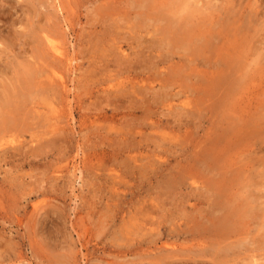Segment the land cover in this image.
I'll use <instances>...</instances> for the list:
<instances>
[{
	"label": "rangeland",
	"instance_id": "rangeland-1",
	"mask_svg": "<svg viewBox=\"0 0 264 264\" xmlns=\"http://www.w3.org/2000/svg\"><path fill=\"white\" fill-rule=\"evenodd\" d=\"M179 1L0 0V264L219 262L193 247L215 240L217 144L241 173L232 237L250 242L227 263L264 264V0ZM171 22L174 37L213 30L214 45L194 57L166 45ZM45 32L71 65L45 63L42 45L24 63Z\"/></svg>",
	"mask_w": 264,
	"mask_h": 264
},
{
	"label": "bare ground",
	"instance_id": "bare-ground-1",
	"mask_svg": "<svg viewBox=\"0 0 264 264\" xmlns=\"http://www.w3.org/2000/svg\"><path fill=\"white\" fill-rule=\"evenodd\" d=\"M233 2V0H223V2ZM240 1V0H239ZM251 0H249L248 1V3L247 4H250L249 2H250ZM180 2V4H182L183 6H187L188 5V2H187V0H180L179 1ZM241 2V1H240ZM243 2H244V0H243ZM243 2H241V3H243ZM57 3H59V2H57ZM235 3V2H234ZM240 3V4H241ZM228 3H226V5H227ZM240 4H237V3H235V4H233V6H231V7H229V11H231L232 9H233V13H235V8L237 7V6H239ZM244 4V3H243ZM242 4V5H243ZM58 5V4H57ZM59 6V5H58ZM142 8L143 7H146V5H144V4H141L140 5ZM241 6V5H240ZM56 7V6H55ZM60 9V8H59ZM63 9V8H62ZM241 9V8H240ZM56 10L58 11V9L56 8ZM60 11H62L61 9H60ZM141 15H142V17L140 16V19L141 20H139V22L141 21L142 22V20H143V16H146L147 18H151V16H147V15H145L144 14V12H142L141 13ZM4 20H6V19H4ZM2 22V21H1ZM174 23V22H173ZM185 23V22H184ZM5 24V23H4ZM12 24V23H11ZM10 24V25H11ZM179 24V23H178ZM170 25H173V26H170ZM175 24H172V22H171V24H168L167 25V27L165 26V28H163V30H165V29H168V30H165L163 33H164V36L162 37V39L164 40L163 42L164 43H166V45H171L173 42H175L176 44V46H177V48H180V49H182V50H184V51H186V52H189V54L187 53V55H193L192 57H194V55H202L203 56V54L202 53H204V52H206L205 51V48H207V47H209V46H211V45H214L213 43H214V41H215V38H217V37H215V33H214V31L212 30H205V29H203V28H201V27H198V29L196 28V25L194 26V28L193 27H190L189 26V24L188 25H185V26H183L184 28H182L181 27V32H179L180 34H179V36L178 37H174L173 35H172V31H173V28L175 27L174 26ZM12 26V25H11ZM15 25L13 24V27H14ZM181 26V25H180ZM161 29V28H160ZM9 30V29H8ZM15 30V29H14ZM42 30V29H41ZM7 31V30H6ZM16 31H18V30H16ZM162 31V30H161ZM8 32V31H7ZM22 32V31H21ZM39 32V31H38ZM5 33V32H4ZM12 33V32H11ZM18 33H20V30H19V32ZM18 33H16V34H18ZM175 33H178V32H175ZM3 34V33H2ZM7 34V33H6ZM6 34H4V35H6ZM21 34H23V33H21ZM38 34V33H37ZM43 34V33H42ZM173 34H174V32H173ZM8 35H10V32H9V34ZM12 35V34H11ZM19 35V34H18ZM17 35V36H18ZM44 35V37L43 38H41V37H39V38H41V41H39L40 39L38 38V37H36L35 38V41L34 42H32V43H35V44H37V45H34L35 47L33 48L32 46H30V47H32V49H31V51H30V53H27V54H29V55H27L28 57V59L24 62V63H26V64H29L30 62L31 63H34V62H32V61H34L33 59H36L37 57H38V55L40 54L39 52H37V51H39V47L42 45V46H45L46 47V49L49 51L50 50V54H49V52H48V56H47V52L45 53V54H42L43 56H44V58H43V56L41 57L42 59H43V61L46 59V62L48 61L47 60V58L48 57H50V56H53V58H56V59H58V61H60V63H62L63 61L64 62H67V63H69V62H72L73 60H72V58L68 55V53H66L65 51H64V49L63 48H61V46L59 45V44H57L54 40H53V38H52V35L51 34H48V33H44L43 34ZM171 35H172V37L174 38V39H172V37H171ZM21 37H22V35H20ZM0 39H2V35H0ZM7 37H9V36H7ZM16 36H13L12 38H15ZM18 38H20L19 36H18ZM3 39H4V37H3ZM16 39H17V37H16ZM16 39H14V40H16ZM21 39V38H20ZM5 40V39H4ZM4 40H0L1 42H0V45H3V46H6V45H8V43L6 44L5 42H4ZM13 40V39H12ZM18 40V39H17ZM33 40H34V38H33ZM7 42V41H6ZM11 42V41H10ZM25 42V41H24ZM30 42V41H29ZM29 42H27V44H30ZM170 42V43H169ZM12 43V42H11ZM31 43V44H32ZM217 43V42H216ZM215 43V44H216ZM13 44V43H12ZM160 44V43H159ZM9 46V45H8ZM41 46V47H42ZM7 47V46H6ZM27 47V46H26ZM40 47V50L41 49H45V48H41ZM1 48H2V46H1ZM5 48V47H4ZM4 48H2V49H4ZM210 48V47H209ZM209 48H207V49H209ZM214 48H215V46H214ZM6 49V48H5ZM28 49V48H27ZM206 49V50H207ZM24 50H25V48H24ZM212 50V49H211ZM5 52H6V50H4ZM46 51V50H45ZM44 51V52H45ZM210 51V50H209ZM209 51H207V53H209V54H211V52H213V51H211V52H209ZM1 52H3V50L1 51ZM25 52V51H24ZM40 52H42V51H40ZM51 52H52V54H51ZM215 52V51H214ZM4 53V52H3ZM2 53V54H3ZM23 53V52H22ZM26 53V52H25ZM38 53V54H37ZM206 53V54H207ZM1 54V53H0ZM47 57H46V56ZM204 55H205V53H204ZM33 57V59H31L30 57ZM46 57V58H45ZM196 57V56H195ZM29 58L31 59V61H29ZM25 59H26V57H25ZM188 60V59H187ZM27 61H29V63H27ZM56 61V60H55ZM190 61V60H189ZM45 62V61H44ZM45 62V63H46ZM191 62V61H190ZM36 63V62H35ZM34 63V64H35ZM44 63V64H45ZM193 63H194V61H193ZM47 64H49V62L47 63ZM70 65H71V63H69ZM50 65V64H49ZM22 66H25V67H23V69H26L27 67V65H22ZM30 66V65H29ZM35 66V65H34ZM42 66H43V64H42ZM50 66H53V65H50ZM43 67H45V66H43ZM42 67V68H43ZM47 68L49 69V66H47ZM47 68H44V69H46L47 70ZM29 69H31V70H33V68H29ZM29 69H26V71H24L25 73L27 72V76H29L28 74H30V71L31 70H29ZM36 70V69H35ZM45 70V71H46ZM52 70V69H51ZM55 70V69H54ZM56 71V70H55ZM53 72V74H52V72L50 73V72H48L47 74V77L50 75V77H49V79L48 80H50V84L53 86V88H56V85H57V83H56V85H55V82L54 81H57L56 80V72ZM47 72V71H46ZM45 72V73H46ZM22 73V72H21ZM44 73V72H43ZM33 74V72L31 71V75ZM23 75V77H26L24 74H22ZM33 76V75H32ZM32 76H30L31 78V80H28L27 78H21V75H19V77H17V79L18 78H20V79H22V80H24V83L26 84V81H28L29 82V84H30V82H31V85H32V83L34 84V83H36V84H38L37 83V81L36 82H33L32 80ZM53 76V77H52ZM37 77V76H36ZM51 77L53 78V79H51ZM19 79V80H20ZM26 79V80H25ZM60 79H61V83L62 84H65V80L62 78V77H60ZM59 80V79H58ZM15 81V80H14ZM40 81V80H39ZM11 82V81H10ZM28 82H27V86L29 87V84H28ZM54 82V84H52ZM18 83L20 84L21 82L20 81H18ZM18 83H16V85H15V87L18 85ZM43 83V82H42ZM14 84H15V82H14ZM30 85V86H31ZM35 85V84H34ZM33 85V86H34ZM54 85H55V87H54ZM19 86V85H18ZM23 86V85H22ZM21 86V87H22ZM24 86H26V85H24ZM26 86V87H27ZM35 86H37V85H35ZM34 86V87H35ZM62 86V85H61ZM67 86V85H66ZM38 87V86H37ZM46 87H48V86H46ZM23 88V87H22ZM22 88H19V87H17V88H15L16 89V91H17V89L19 90L20 89V91H22L21 89ZM42 88H45V87H42ZM32 89V91H34V89L33 88H31ZM49 89V88H48ZM57 89H58V87H57ZM10 91H11V93H13L14 92V88H13V91L11 90V89H9ZM26 90V89H25ZM25 90L23 89V91L25 92ZM67 90V89H66ZM19 91V92H20ZM26 91H28V88H27V90ZM47 91V90H46ZM17 93L18 95L20 94V93ZM29 92V91H28ZM51 93H52V91H50ZM8 93V92H7ZM10 93V92H9ZM27 93V92H26ZM49 93V92H48ZM15 96V95H14ZM25 97H26V94L24 95ZM29 96H30V94H29ZM29 96H27L26 98H29ZM22 98V97H21ZM25 98V99H26ZM26 101H27V99H26ZM21 103V102H20ZM5 104H7V103H5ZM9 106H11V105H9ZM51 106H53V107H51V108H53V112H54V107H55V110H58V109H56V108H58L57 106H55V105H51ZM17 108V107H16ZM16 108H13V110H16ZM20 108V107H19ZM6 109H8V111H10L11 109L10 108H6ZM12 110V111H13ZM17 110H18V108H17ZM3 112V111H2ZM4 112H6V111H4ZM14 112V111H13ZM7 113V112H6ZM11 113V112H10ZM56 113V112H55ZM55 113H53V115L55 114ZM58 113V112H57ZM59 114V113H58ZM1 116V115H0ZM2 116H4V114H2ZM2 116H1V119H0V122H2L3 120H5L4 118H6V120H7V117H3V119H2ZM58 115L57 114H55V118L57 117ZM61 116V115H60ZM60 116H58V117H60ZM56 118V120H60V118ZM5 120V122H7ZM55 120V121H56ZM58 120V122H60ZM57 122V121H56ZM56 122H54L55 123V126H58V124H56ZM254 122V121H253ZM259 122V121H258ZM2 123H4V122H2ZM53 123V124H54ZM48 124H49V122H48ZM62 123L60 122L59 123V125H61ZM252 124V123H251ZM52 124H50V126H51ZM254 125V124H253ZM63 126V125H62ZM247 126V125H246ZM258 126V125H257ZM52 127V126H51ZM52 128H54V127H52ZM57 128V127H56ZM58 128H59V126H58ZM247 128V127H246ZM252 128H254V127H252ZM259 128V127H258ZM248 129V128H247ZM223 130H225V129H223ZM223 130H221V131H223ZM246 130V129H245ZM52 131H54V133H57L58 131H59V133L60 132H62V130L61 129H59V130H57V132L55 131V130H53L52 129ZM252 131H254V130H252ZM219 132V131H218ZM58 133V134H59ZM63 133V132H62ZM217 133V132H216ZM220 133V132H219ZM219 133H217V134H219ZM226 133L227 134H229V136H230V133L228 132V131H226ZM259 133V132H258ZM61 134V133H60ZM247 135V134H246ZM251 135V134H250ZM221 136V135H220ZM227 136V135H226ZM248 136H249V134H248ZM218 137V136H217ZM216 138V137H215ZM221 138V137H220ZM223 138V137H222ZM227 138V137H226ZM218 139V138H217ZM230 139V138H229ZM219 143L221 142L219 139L217 140ZM224 142V141H223ZM221 144V143H220ZM224 145V144H223ZM216 146H219V147H221V148H216L215 147V193L216 194H219V193H221L220 195H221V197H220V195H219V199H217L216 197V210L217 211H221V212H219V213H221V214H219L218 213V215H215V229H214V231H215V240L214 239H210V238H208L207 237V239L208 240H198V241H196V242H194L193 243V247L194 248H196V249H199V254L197 253L196 255L198 256V258H200V257H202V258H205V257H207L208 256V254H211V253H214L213 252V250H215V257H217V258H219L220 259V263L215 259V264H216V262L218 263V264H221V262H224V263H226V264H228L227 262H228V256L230 255H228L227 256V254H228V251L229 252H232L233 250L235 251L236 250V248L237 249H241L242 247L244 248V245L242 244V241L243 242H246V244H247V238H243V240L242 239H233V235L232 234H234L233 233V226H235V225H237V223L238 222H240V221H238V219L237 218H240L241 219V215H240V212H239V210L237 209V208H235V206L233 205V201L231 200L232 198L231 197H233L232 195H229L230 194V189H229V187L231 188V183L233 182V180H230V175L231 174H229V168H231V166L230 165H226V164H224V162H230V160H231V153L229 152V151H227L228 149H227V147H225V146H220V145H216ZM231 147V146H230ZM230 147H229V149H230ZM231 150V149H230ZM232 152H233V148H232V150H231ZM257 153V152H256ZM231 155V156H230ZM217 157H219L220 158V160H222V158L224 159L222 162H223V164H220L219 162H218V158ZM233 160V159H232ZM259 160V159H258ZM208 161V160H207ZM213 162V161H212ZM221 162V163H222ZM232 162V161H231ZM233 163V162H232ZM263 162H262V160H261V164H262ZM212 165V164H211ZM214 165V164H213ZM227 167H229L228 169H227ZM237 167V166H236ZM236 167H234V168H236ZM233 168V169H234ZM238 169H240L239 167H238ZM210 170H212V169H210ZM224 170V171H223ZM226 170H229L228 172L226 171ZM234 171H235V169H234ZM236 172L237 171H235V174H232V175H236ZM234 173V172H233ZM237 173H239V172H237ZM241 173H239L238 175H240ZM231 175V177H233ZM235 177V176H234ZM241 178H242V176H241ZM236 179V178H235ZM239 179H240V176H239ZM236 181V180H235ZM240 181H242L241 179H240ZM235 183H239L238 181L237 182H235ZM240 184V183H239ZM218 196V195H217ZM230 197V198H229ZM216 212V211H215ZM244 220H245V218H244ZM211 225H213V224H211ZM210 225V226H211ZM207 226V225H206ZM195 227V226H194ZM197 227V226H196ZM198 227H199V225H198ZM205 227V226H204ZM203 228V227H202ZM211 228V227H210ZM259 228V227H258ZM260 229H261V225H260ZM213 231V230H212ZM237 231V230H236ZM264 232V231H263ZM264 234V233H263ZM235 237H237V236H235ZM239 238V237H238ZM209 241V242H208ZM250 241H252V240H250ZM249 242V241H248ZM241 243V245L240 246H238V244H240ZM250 243V242H249ZM252 243H255L254 241L252 242ZM215 247V249H211L210 250V248L211 247ZM246 246V245H245ZM178 246H172L171 248H172V252L173 251H177V250H179L180 248H178V249H176ZM212 247V248H213ZM231 247H232V249L234 248V247H236V248H234L232 251H230V249H231ZM171 248L169 249V250H171ZM247 248V247H246ZM192 249V248H191ZM168 250V251H169ZM184 251H185V249H183ZM254 250V248H252L250 251H253ZM255 250H256V248H255ZM238 251V250H237ZM238 255V254H237ZM259 255V254H258ZM230 257V256H229ZM236 257V256H235ZM240 260L239 261H241V262H239L240 264H242V263H244L243 261H242V258H240L239 256H237ZM256 257H257V255L255 254V255H252V258H253V261L255 262V263H257V260H259V259H256ZM243 258H245V257H243ZM234 259V258H233ZM235 259H237V258H235ZM235 259H234V261H235ZM244 260V259H243ZM237 262H238V260H236ZM245 261V260H244ZM252 261V260H251ZM250 261V262H251ZM259 262V261H258ZM246 263V262H245ZM263 263V262H262ZM199 264H205V263H199ZM238 264V263H237ZM248 264H249V262H248ZM252 264H253V262H252ZM258 264V263H257Z\"/></svg>",
	"mask_w": 264,
	"mask_h": 264
}]
</instances>
